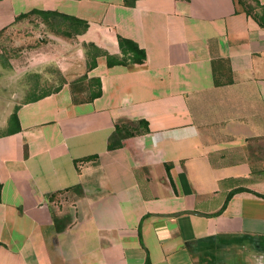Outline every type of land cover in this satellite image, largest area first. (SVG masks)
<instances>
[{"label": "crops", "instance_id": "crops-1", "mask_svg": "<svg viewBox=\"0 0 264 264\" xmlns=\"http://www.w3.org/2000/svg\"><path fill=\"white\" fill-rule=\"evenodd\" d=\"M32 9L88 27L45 29L50 61L20 80L53 63L66 82L0 112V264H264V25L235 0H0V31ZM121 37L143 62L108 65ZM85 74L102 94L77 103Z\"/></svg>", "mask_w": 264, "mask_h": 264}, {"label": "trees", "instance_id": "trees-1", "mask_svg": "<svg viewBox=\"0 0 264 264\" xmlns=\"http://www.w3.org/2000/svg\"><path fill=\"white\" fill-rule=\"evenodd\" d=\"M237 3L243 6L244 11L253 16L256 20L260 22L261 25H264V5H261L259 2L256 1V5H253L248 0H235ZM259 7V11L258 8ZM25 18H31L32 21H36L35 19L39 20L36 21L34 24L38 25L39 23H43L46 26V30L54 33L58 36L73 39L79 34L84 33L87 30L88 24L81 19H78L73 16H69L57 11H49V10H40V9H32L27 13H22L21 15L17 16L16 20H22ZM5 31H0V33ZM43 39H41L38 44L42 43ZM121 49L124 53L122 58L117 56H113L110 54L107 55V63L109 66L115 64H126V63H141L146 58L145 51L141 49L136 43L120 38L119 39ZM10 51V50H9ZM4 54H10L4 49ZM103 51L99 49L94 44H89V49L87 51L88 56V68L91 70L97 65V58L100 55H103ZM6 55V57H8ZM39 77V76H37ZM40 78V77H39ZM62 83L66 82L64 78H62ZM61 83V84H62ZM72 96L74 102L80 103L84 101L92 100L102 94V86L99 79H89L88 75L85 74L82 77L72 81L70 83ZM32 93H28L24 101H35L44 96H47L53 92H56L60 89V86L55 87L54 89H45L43 92L39 93L38 85L35 83L31 85ZM37 90V91H36ZM18 109L19 106L15 107L14 112L11 115L10 122H9V129L7 130L9 133L15 130H19V117H18ZM17 122L16 127H12V123ZM142 125H145L143 120L138 122H121L116 124L115 131L113 135L109 139V149H115L121 145V139L125 136L135 135L137 133L147 131L148 127L145 125L144 129H140ZM139 128V129H138ZM95 156L85 157L82 161H89L94 159ZM1 182H0V198H1Z\"/></svg>", "mask_w": 264, "mask_h": 264}, {"label": "rangeland", "instance_id": "rangeland-1", "mask_svg": "<svg viewBox=\"0 0 264 264\" xmlns=\"http://www.w3.org/2000/svg\"><path fill=\"white\" fill-rule=\"evenodd\" d=\"M45 26L35 25L34 23L22 24L20 29L16 31L8 30L0 33V112H4L8 106H11L13 101L19 99L23 93H32V89H28V85H38L40 92L48 89V86H56L60 84L63 79L59 73V68L50 63L53 69L49 74L41 79V77H31L29 82L25 84L21 82L23 75L33 73L38 70L41 65L50 61L44 57L45 53L53 52L49 49V45H45L42 49L38 46V42L43 39L47 43L51 37L45 32ZM61 45V42H57ZM57 45V49L61 48ZM62 46V45H61ZM4 49L7 50L9 56L5 57ZM10 50V51H9ZM2 51V52H1ZM11 58V59H10ZM58 60V58H57ZM54 61V60H52ZM46 87V88H45ZM52 89V88H50ZM37 91V90H36ZM21 101V100H20Z\"/></svg>", "mask_w": 264, "mask_h": 264}]
</instances>
